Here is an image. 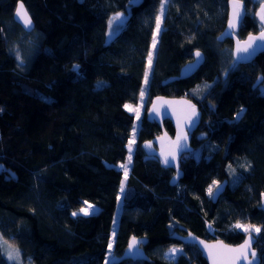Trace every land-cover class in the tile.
I'll use <instances>...</instances> for the list:
<instances>
[{
	"label": "trees",
	"instance_id": "trees-1",
	"mask_svg": "<svg viewBox=\"0 0 264 264\" xmlns=\"http://www.w3.org/2000/svg\"><path fill=\"white\" fill-rule=\"evenodd\" d=\"M19 1L34 20L30 30L14 18ZM245 1L239 38L261 28L254 12L262 0ZM160 4L0 0V264H104L118 196L111 253L122 254L131 235L143 236L149 260L108 264H208L194 243L172 233L189 230L235 244L246 233L237 224L260 229L254 246L264 264V52L236 62L232 41L217 40L227 0H167L153 47ZM119 11L127 18L108 40L107 20ZM196 49L204 61L194 74L162 83ZM148 63L147 101L130 144L135 114L125 106L138 102ZM216 82L217 102H204ZM163 94L187 95L202 109L175 185L173 170L141 146L161 133L145 113L152 96ZM163 126L174 133L170 120ZM128 153L124 178L116 164ZM224 178L228 185L212 201L209 187ZM85 201L97 210L73 216ZM5 241L19 251L18 260L7 259ZM172 245L182 249L175 258L165 255Z\"/></svg>",
	"mask_w": 264,
	"mask_h": 264
},
{
	"label": "water",
	"instance_id": "water-1",
	"mask_svg": "<svg viewBox=\"0 0 264 264\" xmlns=\"http://www.w3.org/2000/svg\"><path fill=\"white\" fill-rule=\"evenodd\" d=\"M22 1L17 2L16 9L19 6V4ZM23 3V2H22ZM24 5V4H23ZM242 12H243V19L242 21L237 25V27L230 29L229 28V22L233 19V7L231 0H227V21L225 24V27L222 29V31L217 35V40L223 42L226 38H229L232 41V54L233 58L236 62L240 63H248L249 61L254 60L259 53L264 52V42H257L258 45H254L255 51L252 52L251 56L245 60L242 59V56L245 55L243 53L237 54V47L244 48L249 43V37H256L259 36L261 31L264 30V24L261 23L259 16L257 13H259L261 5H264V0H262L258 5L254 12V17L259 21L260 23V30L257 31V33H249L244 38H239L237 35V32L239 31L240 25L244 20V17L247 12L246 8V1L242 0ZM16 9L14 12V18L17 22H19L22 27L26 30H29L26 28L22 20H18L16 18ZM24 9L26 7L24 6ZM27 11V9H26ZM28 13V11H27ZM30 16V14L28 13ZM31 18V16H30ZM32 21V27L34 26V20L31 18ZM31 27V28H32ZM251 51V49H250ZM194 58L191 61H187L183 64V66L180 68L179 72L177 74H174L173 76H169L166 79L162 80V83H168L173 82V80H179L184 79L185 77H189L199 68L201 63L204 61V53H202L200 50L196 49L193 51ZM196 53H200V56L197 57ZM262 77L259 76L255 82L254 85L258 86L260 82L262 81ZM146 119L148 121H156L159 123L161 127V133L154 136L152 139H146L141 142V146L147 155L154 156L159 160V163L162 167L166 168L169 167L173 170V175L169 179V183L171 185H175L178 180L183 177V169L181 168L180 159L183 155L191 152L194 149L192 136L197 131L198 126L200 125L202 121V109L198 107L197 104L194 103L193 99L188 97L187 95L184 96H168V95H155L152 96L151 101L146 109ZM164 119H168L171 121L174 129V133L170 134L163 126ZM190 121H193L194 123H190ZM205 133H199L197 134L198 138L205 137ZM180 137L178 140L177 137ZM165 159L169 160V164H165ZM228 185L227 179L224 178L221 180L220 183H218L213 188V194H212V201H216L218 197L222 194V192L225 190L226 186ZM180 228H184L181 227ZM253 237L251 249L255 251L256 256L259 258L256 261H253V264H261V257L258 255V249L254 246L256 242V235L253 234V232L245 233V237L242 241L231 244L227 241H225L222 238H213V240L207 239L205 237H200L193 233L192 231L185 230V233H178L174 232L172 233V237L181 240L184 243H194L197 248L201 251L202 257H204L207 260L208 264H230L229 259L227 256L223 253L222 249L224 248H239L242 244L245 243L246 240L249 239V236ZM135 241H138V245L135 248L130 247ZM126 247L123 249V253L118 255H114L110 259V263H116L121 260L130 258L132 260H149V255L144 249V246L148 243V240L146 237L143 236H135L131 235L127 240ZM249 260L252 259L251 255L249 254L248 257ZM192 264H197L196 262ZM239 264H248V261L242 260L239 262Z\"/></svg>",
	"mask_w": 264,
	"mask_h": 264
},
{
	"label": "snow or ice",
	"instance_id": "snow-or-ice-1",
	"mask_svg": "<svg viewBox=\"0 0 264 264\" xmlns=\"http://www.w3.org/2000/svg\"><path fill=\"white\" fill-rule=\"evenodd\" d=\"M166 2V0H165ZM232 3V7H233V19L229 22V28L233 29L235 27H237V25L242 21L243 19V12H242V0H231ZM164 8H165V3H161V7H160V17H157V30H159L160 27V22H161V17L164 14ZM257 15L259 16V19L261 21L262 24H264V5H261L259 13H257ZM16 18L18 20H22L23 25L28 28L29 30L32 27V21L30 16L28 15L26 9H24V5L21 2L19 4V6L16 9ZM122 15L121 14H117L116 16H114L112 19L109 20V27L111 29L112 24L115 21H119L121 20ZM257 42H264V30L261 31L259 36L256 37H249V43L247 44L246 47L244 48H240L239 46L237 47V54H245L242 56V59L247 60L253 51H255L254 45L260 46L257 44ZM153 47H155V37H154V42H153ZM251 49V51H250ZM197 57L200 56V53H196ZM151 60V54H149V61ZM74 70L75 71H79V66L76 65L74 66ZM145 83H147V75L145 76ZM141 95H143V92L141 93ZM126 108H128L129 111H135V109L129 107L128 105L125 106ZM190 123H194L193 121H190ZM177 139L179 140L180 137L178 136ZM131 144V141H130ZM170 161L165 159V164H169ZM122 168H126V165H121ZM122 191H123V186H122ZM209 195L213 194V189L212 187H209L208 189ZM87 207L86 208H81L78 210V212H73L72 215L73 216H77L79 214H83V215H90L92 214V212L95 211V207L94 205L88 204L87 201L84 202ZM237 228H242L245 232H255V233H259L260 229L259 228H255L254 226H251L249 228H245L243 225L237 224L236 225ZM252 240L253 237L250 235L249 239L245 241L244 244H242L241 246H239V248H224L222 249L223 253L227 256V258L230 261V264H239L240 261L242 260H246L248 261V264H253V261L258 260L259 258L256 256V253L254 250L251 249V244H252ZM5 244H7V242H4ZM138 241H135L134 238V243L133 245H131L130 247L135 248L138 245ZM10 248V246H9ZM109 248H111V245H109ZM170 253L175 254L178 251H180L179 249L173 247L170 250ZM5 254L7 256V259L9 260H18L19 258V251L16 249L13 250H8V248H5ZM249 254L251 255L252 259L249 260ZM106 264H108L107 260H106ZM215 264V262H214Z\"/></svg>",
	"mask_w": 264,
	"mask_h": 264
},
{
	"label": "rangeland",
	"instance_id": "rangeland-1",
	"mask_svg": "<svg viewBox=\"0 0 264 264\" xmlns=\"http://www.w3.org/2000/svg\"><path fill=\"white\" fill-rule=\"evenodd\" d=\"M166 2H167V0H166ZM166 2H165V0H161V3H165V5H166ZM160 7H161V4H160ZM160 7H159V10H158L159 13H158V16L157 17H160V15H161L160 14ZM164 10H165V8H164ZM117 14H121L122 15V18L119 21H115L112 24L111 29H110V27H109V20L112 19ZM127 15H128V12L119 11V12H115V14H112L109 17V19L107 20V30H106V36H107V39L108 40H110L114 36H116L115 34L123 26V23L125 22V20L127 18ZM164 15H165V11H164L163 16L161 17V22H160L159 30H157V25H156V28H155V33H154L155 34V43H156V38L160 34L159 32H160L161 28L163 27V18H164ZM156 23H157V21H156ZM153 42H154V40H153ZM28 47H30V46L28 45ZM147 66L148 67H147L146 72H145V75H144V77L147 75V83H145V78H144L143 84L141 86V91H140V95H139V98H138L139 99L138 102L137 103H132L131 102V103L126 104L129 107L135 109V111H132L135 114V123H134L133 129H132V132L133 133H132V139L130 140L131 143H133L135 141V135L137 133L136 130H137L138 125H139V120L142 117V114H143V111H144L143 110L144 105H145V103L147 101V99H146L147 98V94H148V88H147V86H148V83H149V80H150V77L149 76H150V71H151L150 63H148ZM220 87H221V85L219 84V82H216L215 86H213L211 88V90L206 94V97L204 98V102H206V101L209 102V103H215V102H217V99L219 97L218 95H219ZM260 90L262 92H264V83H261ZM142 92H143V95H141ZM202 145L203 146L206 145V142H203ZM131 160H132V154L131 153H128V157H127L126 161H122V162H119V163L116 164L119 168H121L124 171L123 172L124 178L126 177V174H127L128 170L130 168L129 163L131 162ZM121 165H126V168H122ZM88 204H91V203L88 202ZM91 205H94V204L92 203ZM121 205H122V198H120V196H118V202H117V205L115 207L116 210H115L114 217H113V223H112V226H111V229H110V231H111V239H110V244L109 245H111V248H112V245H113V242L112 241H113L114 236H115V233H116L115 230L117 228V223H118V220L117 219H118V216H119L120 211H121ZM86 207H87V205L85 203H84L83 206H81V208H86ZM94 207H95V211H96L97 210V207L95 205H94ZM75 212H78V210L75 211ZM240 225H243L245 228H249L250 227V226H248L246 224L245 225L244 224H240ZM109 245H108V248L106 250L105 263L104 264H106V260L109 263L110 259L114 256V254L111 253V248H109ZM9 246H10V248H9ZM4 247L5 248H8V250L15 249L14 246H11V244H9L8 242H7V244L4 243ZM173 247L179 249L180 251H178L175 254L170 253L169 250L171 248H173ZM181 250L182 249L180 248V246L172 245L168 249H166L165 255L167 257H169V258L170 257L175 258L181 252Z\"/></svg>",
	"mask_w": 264,
	"mask_h": 264
}]
</instances>
